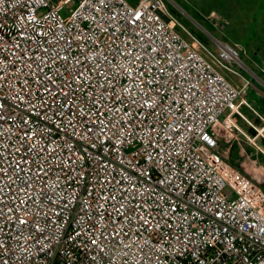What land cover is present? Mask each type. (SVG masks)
Returning <instances> with one entry per match:
<instances>
[{
    "label": "built area",
    "instance_id": "1",
    "mask_svg": "<svg viewBox=\"0 0 264 264\" xmlns=\"http://www.w3.org/2000/svg\"><path fill=\"white\" fill-rule=\"evenodd\" d=\"M70 1L0 0V264H264L262 181L219 143L257 133L236 51L165 0Z\"/></svg>",
    "mask_w": 264,
    "mask_h": 264
},
{
    "label": "rangeland",
    "instance_id": "2",
    "mask_svg": "<svg viewBox=\"0 0 264 264\" xmlns=\"http://www.w3.org/2000/svg\"><path fill=\"white\" fill-rule=\"evenodd\" d=\"M165 3L180 23L213 53L217 50V41L236 51L238 60L229 66L249 81L250 89H246L248 95L255 93L257 86L264 88V84L257 78V73L261 74L260 78H264V0H165ZM73 4L74 0L67 3L65 8ZM61 14H64L63 10ZM214 65L234 86L240 87L242 80L238 76ZM239 125L245 129L243 124ZM261 139L264 143V138ZM244 146L245 150L250 148L252 154L264 161V145H257V139ZM241 155L239 153V159ZM240 162L246 165V161ZM261 181L264 185V174Z\"/></svg>",
    "mask_w": 264,
    "mask_h": 264
},
{
    "label": "crops",
    "instance_id": "3",
    "mask_svg": "<svg viewBox=\"0 0 264 264\" xmlns=\"http://www.w3.org/2000/svg\"><path fill=\"white\" fill-rule=\"evenodd\" d=\"M257 74H258L257 78L264 84V78H260L261 74L259 73ZM249 87L247 90L250 89ZM247 90H245L244 97L246 101L249 103V105L255 110L256 114L244 105L239 106V111L242 114V116L257 129V133L242 118H240L237 115L233 116V118L236 117L234 119V122L247 136L254 138L253 141L257 139V145L259 144L260 146L261 145L263 146L264 143L261 141L262 140L261 138H264V88H261V86L260 87L257 86V90L252 95H248ZM239 123L243 124L245 129L241 128ZM234 136L235 139H232L230 142H224L223 140H219L221 147L225 146L224 148L227 149L228 162L234 166L239 167L240 169H244L245 171H250L249 170L250 167H257V169L263 171L264 161L262 160V158L261 157L257 158L256 154L254 153L252 154L250 148H246L247 150L244 149L245 147L244 144L249 142L245 141V139L237 132H234ZM231 153H233L232 156ZM239 153L242 154L240 157L241 159H239L238 157ZM252 155H254L253 159L250 158V156ZM240 160L246 161V165L244 162L242 165ZM261 176L257 175V180L260 181ZM260 184L264 189L263 182H261Z\"/></svg>",
    "mask_w": 264,
    "mask_h": 264
},
{
    "label": "bare ground",
    "instance_id": "4",
    "mask_svg": "<svg viewBox=\"0 0 264 264\" xmlns=\"http://www.w3.org/2000/svg\"><path fill=\"white\" fill-rule=\"evenodd\" d=\"M250 170L257 175H262V171L257 169V167H250Z\"/></svg>",
    "mask_w": 264,
    "mask_h": 264
},
{
    "label": "trees",
    "instance_id": "5",
    "mask_svg": "<svg viewBox=\"0 0 264 264\" xmlns=\"http://www.w3.org/2000/svg\"><path fill=\"white\" fill-rule=\"evenodd\" d=\"M130 2H134L135 0H129Z\"/></svg>",
    "mask_w": 264,
    "mask_h": 264
},
{
    "label": "flooded vegetation",
    "instance_id": "6",
    "mask_svg": "<svg viewBox=\"0 0 264 264\" xmlns=\"http://www.w3.org/2000/svg\"><path fill=\"white\" fill-rule=\"evenodd\" d=\"M261 176V175H260Z\"/></svg>",
    "mask_w": 264,
    "mask_h": 264
}]
</instances>
